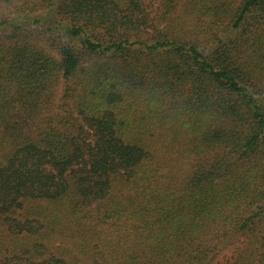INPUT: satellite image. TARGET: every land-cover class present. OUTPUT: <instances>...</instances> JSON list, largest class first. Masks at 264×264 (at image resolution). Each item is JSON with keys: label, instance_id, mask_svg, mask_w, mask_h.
Wrapping results in <instances>:
<instances>
[{"label": "trees", "instance_id": "1", "mask_svg": "<svg viewBox=\"0 0 264 264\" xmlns=\"http://www.w3.org/2000/svg\"><path fill=\"white\" fill-rule=\"evenodd\" d=\"M0 264H264V0H0Z\"/></svg>", "mask_w": 264, "mask_h": 264}]
</instances>
